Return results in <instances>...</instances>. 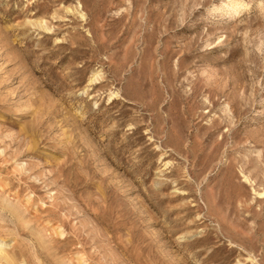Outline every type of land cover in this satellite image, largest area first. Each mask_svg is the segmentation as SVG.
<instances>
[{
    "label": "rangeland",
    "instance_id": "rangeland-1",
    "mask_svg": "<svg viewBox=\"0 0 264 264\" xmlns=\"http://www.w3.org/2000/svg\"><path fill=\"white\" fill-rule=\"evenodd\" d=\"M0 241L264 264V0H0Z\"/></svg>",
    "mask_w": 264,
    "mask_h": 264
},
{
    "label": "bare ground",
    "instance_id": "bare-ground-1",
    "mask_svg": "<svg viewBox=\"0 0 264 264\" xmlns=\"http://www.w3.org/2000/svg\"><path fill=\"white\" fill-rule=\"evenodd\" d=\"M231 4H232L234 7L239 6L237 2H232ZM240 6H241V5H240ZM236 8H238V7H236ZM233 9H234V8H233ZM2 247H3V246H2ZM1 250H2V248H1V241H0V256H2V255H1Z\"/></svg>",
    "mask_w": 264,
    "mask_h": 264
}]
</instances>
